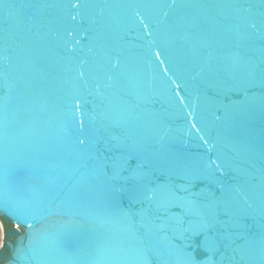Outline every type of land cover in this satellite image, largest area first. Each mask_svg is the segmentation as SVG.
<instances>
[{"label":"water","instance_id":"water-1","mask_svg":"<svg viewBox=\"0 0 264 264\" xmlns=\"http://www.w3.org/2000/svg\"><path fill=\"white\" fill-rule=\"evenodd\" d=\"M0 264H264V0H2Z\"/></svg>","mask_w":264,"mask_h":264},{"label":"snow or ice","instance_id":"snow-or-ice-1","mask_svg":"<svg viewBox=\"0 0 264 264\" xmlns=\"http://www.w3.org/2000/svg\"><path fill=\"white\" fill-rule=\"evenodd\" d=\"M0 2H2V0H0Z\"/></svg>","mask_w":264,"mask_h":264}]
</instances>
